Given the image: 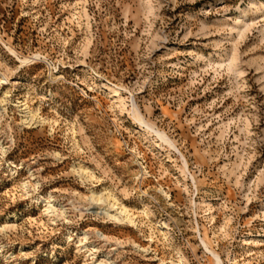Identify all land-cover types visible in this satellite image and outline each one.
Here are the masks:
<instances>
[{"label":"rangeland","instance_id":"1","mask_svg":"<svg viewBox=\"0 0 264 264\" xmlns=\"http://www.w3.org/2000/svg\"><path fill=\"white\" fill-rule=\"evenodd\" d=\"M215 256L264 264V0H0V264Z\"/></svg>","mask_w":264,"mask_h":264},{"label":"bare ground","instance_id":"2","mask_svg":"<svg viewBox=\"0 0 264 264\" xmlns=\"http://www.w3.org/2000/svg\"><path fill=\"white\" fill-rule=\"evenodd\" d=\"M116 92V91H115ZM119 95V94H118ZM116 93H115V96H118ZM28 108V107H27ZM26 112V111H25ZM36 117V116H35ZM33 118V117H32ZM34 120V119H33ZM31 123V122H30ZM30 123H27V124H30ZM30 126V125H29ZM93 199L98 201V202H105L106 200L104 199V197L99 196V195H96L94 194L93 195ZM117 204L114 203V205L112 206V208L114 209ZM108 207V206H107ZM119 208V206H118ZM107 210V209H106ZM120 214L116 213L118 211H120ZM106 212V211H105ZM107 215L111 218V220L115 219V220H118V221H132L131 217H130V214L129 212L127 211V209L125 208H122V209H116L115 211H112V210H109L106 212ZM133 217V216H132ZM134 223V222H133ZM122 224V223H121ZM216 259H217V262L218 264H223L222 261L220 260V258L218 256H215Z\"/></svg>","mask_w":264,"mask_h":264}]
</instances>
